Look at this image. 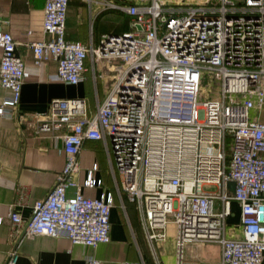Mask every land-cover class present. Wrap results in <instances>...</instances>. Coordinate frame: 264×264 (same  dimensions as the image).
<instances>
[{
	"label": "built area",
	"instance_id": "obj_1",
	"mask_svg": "<svg viewBox=\"0 0 264 264\" xmlns=\"http://www.w3.org/2000/svg\"><path fill=\"white\" fill-rule=\"evenodd\" d=\"M103 8L132 16V28L105 34L91 48L66 36L69 0H45L49 39L31 42L34 62L58 61L53 80L85 79V60H118L116 80L96 113L83 97L55 98L36 116V133L63 142L66 162L48 194L24 219L25 236H67L96 247L111 238V191L87 196L103 183L93 167L82 182L79 153L86 139L109 138L121 187L140 210L148 238L165 239L177 225L175 264H198L187 242H217L222 264H261L264 259V0H101ZM136 24H140L138 28ZM10 31L0 30V85L10 94L0 115L13 116L30 71L16 53ZM209 80L210 87L203 83ZM209 92L213 95L208 96ZM234 180L235 190L228 183ZM211 184L214 190H204ZM75 188L73 195L69 188ZM241 207L242 237L228 236L232 202ZM18 242L5 264H16ZM94 255L87 264H101ZM120 264H145L124 259Z\"/></svg>",
	"mask_w": 264,
	"mask_h": 264
},
{
	"label": "crops",
	"instance_id": "obj_2",
	"mask_svg": "<svg viewBox=\"0 0 264 264\" xmlns=\"http://www.w3.org/2000/svg\"><path fill=\"white\" fill-rule=\"evenodd\" d=\"M129 3L130 0H115ZM45 0H0V30L10 31L15 40L16 53L21 55L30 71L22 85L21 99L13 116L0 115V264L8 260L9 252L18 242L16 264H87V256L94 255L101 264H120L124 259L140 260L145 264H175V227L166 228V237L153 242L148 238L138 207L130 202L121 187V174L115 166L109 138L86 139L78 159L80 171L76 179L82 182L94 163L95 177L103 183L83 187L87 196H100L111 191V238L96 247L74 243L64 235L39 234L25 236L24 226L13 223L12 209L27 219L36 200L45 197L62 171L66 154L61 139L36 133V116L45 113L55 98L83 97L89 113H96L99 104L110 92L117 76L118 60L97 57L89 50L85 60V79L71 84L53 80L58 61L49 58L40 65L34 62L31 42L49 39L43 28ZM132 16L116 9L103 8L101 0H69L66 36L81 40L89 47L103 44L105 34H119L132 28ZM2 49L0 48V61ZM10 91L0 85V104ZM75 188H69L73 195ZM227 217L226 233L242 237L241 207L232 202ZM188 260L198 264H222L221 246L217 242L189 241L185 246ZM261 264H264V259Z\"/></svg>",
	"mask_w": 264,
	"mask_h": 264
},
{
	"label": "rangeland",
	"instance_id": "obj_3",
	"mask_svg": "<svg viewBox=\"0 0 264 264\" xmlns=\"http://www.w3.org/2000/svg\"><path fill=\"white\" fill-rule=\"evenodd\" d=\"M166 3H169V4H174V5H181L182 3H185L187 1H201V0H164ZM203 86L204 87H210L209 86V80H206L204 83H203ZM214 93L213 92H209L207 95L210 96V95H213ZM203 188L204 190H214L216 189V187L214 185H211V184H205L203 185ZM172 224L174 225L175 227V236H176V233H177V225L175 222H172ZM171 226V223L168 224V227Z\"/></svg>",
	"mask_w": 264,
	"mask_h": 264
},
{
	"label": "water",
	"instance_id": "obj_4",
	"mask_svg": "<svg viewBox=\"0 0 264 264\" xmlns=\"http://www.w3.org/2000/svg\"><path fill=\"white\" fill-rule=\"evenodd\" d=\"M136 26L138 28H141L140 24H136ZM235 184H236V182L234 180L229 181L228 186H229L230 190H232V191L235 190Z\"/></svg>",
	"mask_w": 264,
	"mask_h": 264
}]
</instances>
